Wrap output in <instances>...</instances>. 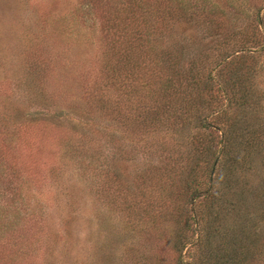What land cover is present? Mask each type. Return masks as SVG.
<instances>
[{"label": "rangeland", "instance_id": "1", "mask_svg": "<svg viewBox=\"0 0 264 264\" xmlns=\"http://www.w3.org/2000/svg\"><path fill=\"white\" fill-rule=\"evenodd\" d=\"M254 1L256 7L243 6L238 18L226 27L227 31L239 33L237 41L241 30L248 31L252 26L250 22H264V0ZM91 15L87 0H0V101L6 98L4 91L14 97L11 91L19 88L17 75L20 73V79L26 67L31 69L33 43L40 36L42 41L48 39L39 54L50 66L44 83L48 91L58 86L65 91L86 89L89 85L95 87L94 81L100 88L101 81L105 86L102 78L110 75L109 62L118 65L111 55L109 61L99 56L98 16ZM255 32L256 44L251 45L257 50L252 85L259 114L254 123L264 126V30L259 25ZM195 36L190 52H199L195 57L202 63L199 68L213 70L221 53L213 46L204 48L210 44L209 38ZM228 53H234V49ZM185 61H189L187 57ZM35 78L42 79L37 74ZM25 103L30 107L28 112L34 113L31 119L35 125L15 131L0 122V264H144L143 260L172 264L169 237L173 226H182L186 218L188 236L194 240L196 234L200 235L208 217L203 215L204 221L197 223L191 216L201 211V200L196 199L193 208L188 206L189 193L180 189V178L185 174L181 158L188 154L184 149L197 132L196 124L179 126L170 139L166 138L168 132L154 131L145 137L143 129H134L133 122V126L113 127L123 126L115 114L95 112L87 120L75 116L64 119V110L59 113L51 106ZM128 103L133 110L142 105L138 101ZM135 112L131 115L135 116ZM57 115L59 120L49 119ZM261 134L264 152V133ZM111 135L115 137L113 141L108 139ZM161 139L165 143H160V150L145 148ZM175 141L180 146L183 143V149L173 150L178 145ZM113 145H120V156L126 150L131 154L117 162L111 160ZM170 161L177 167L170 168L171 185L157 187L155 175L146 174L151 167H163ZM253 164V177L241 184L247 192L264 180V159ZM196 172L199 190H203L210 173L207 166ZM194 253V248L188 246L182 251V260L190 262Z\"/></svg>", "mask_w": 264, "mask_h": 264}, {"label": "trees", "instance_id": "2", "mask_svg": "<svg viewBox=\"0 0 264 264\" xmlns=\"http://www.w3.org/2000/svg\"><path fill=\"white\" fill-rule=\"evenodd\" d=\"M87 1L91 3V16H98L95 18L99 22L98 32L101 36L99 56L102 59L107 57L106 61H109L111 55L116 58L118 65L109 62L110 73L107 70V74L110 75L102 78L105 86L101 81L100 88L94 81L95 87L89 85L88 89L81 87L80 90L65 91L64 87L58 86L48 91L44 83L47 82L50 66L46 59L39 56L45 45L43 42L48 39L42 41L40 36L33 43L29 58L31 69L26 67L20 79V73L17 75L15 81H18L16 84L19 88L11 91L14 97H11L10 92H3L6 98L0 101V122L15 131L30 124L35 125L31 119L34 113L28 112L30 107L27 108L25 103L34 101V104L46 108L51 106L59 113L64 110L63 113L67 115L64 119L75 116L87 120L95 112H102L106 116L115 114L123 126L113 127L121 129L133 126L130 123L133 122L134 129H143L145 137L154 131L157 134L168 132L166 138L170 139L179 126L196 124L197 132L191 136L184 149L188 154L181 158L184 164L180 166L185 169H181L185 174L180 178V189L183 193H189L188 200L191 203L188 206L193 208L194 201L201 200L202 209L197 210L191 220H197V223L204 221L203 215L208 219L205 217L204 222L207 223L201 227L200 235L197 237L196 234L194 240L186 233L189 228L186 218L184 225L173 226L169 237L173 257L171 263L264 264V180H261L258 188L248 189V192L241 187L245 180L253 177L256 168L253 163L264 159L261 138L264 126L261 122L254 123L258 100L252 79L255 74L254 53L257 50L251 46L256 44V28L260 25V29L264 30V22H250L252 26L247 28L248 31L241 30L239 41L236 37L239 33L227 31L226 28L231 20L234 22L238 18L243 6L250 4L256 7L257 2ZM194 32L200 38H209L210 44L205 49L213 46L214 50L221 53L213 70L199 68L202 63L195 58L199 52H190L192 36L196 39L192 34ZM232 49L234 53H228ZM186 57L188 62L185 61ZM36 74L42 79L35 81ZM129 101H138L142 105L133 110ZM133 111H136L135 116L131 115ZM49 112L52 114L53 110ZM147 116L150 120H147ZM55 117L59 120V115L50 116L49 119ZM57 127L67 130L63 125ZM108 139L113 141L115 137L111 135ZM160 143L165 142L161 139V142L149 143L145 148L158 151L163 147ZM175 145L173 150L176 151L184 147L183 143L180 146L176 141ZM113 146L111 160L117 162L126 154H131L126 150V154L120 156V145ZM168 164L151 167L152 170L146 174L155 175L157 187L171 185V170L177 167H174L175 162L170 161ZM206 166L210 174L203 190H199L196 169L201 167L205 170ZM80 170L83 169L80 167ZM228 193L231 197L227 196ZM188 220L190 222V218ZM188 246H192L195 253L190 257V262H184L181 254ZM143 262L156 264L150 260L148 263Z\"/></svg>", "mask_w": 264, "mask_h": 264}]
</instances>
